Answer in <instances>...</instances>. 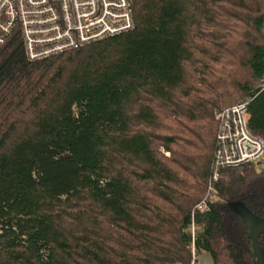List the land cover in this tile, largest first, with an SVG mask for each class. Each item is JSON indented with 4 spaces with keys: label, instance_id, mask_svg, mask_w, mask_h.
<instances>
[{
    "label": "trees",
    "instance_id": "trees-1",
    "mask_svg": "<svg viewBox=\"0 0 264 264\" xmlns=\"http://www.w3.org/2000/svg\"><path fill=\"white\" fill-rule=\"evenodd\" d=\"M131 2L129 31L36 61L18 29L1 48L0 264H257L231 206L264 218L256 162L193 210L217 110L249 99L264 140V0Z\"/></svg>",
    "mask_w": 264,
    "mask_h": 264
},
{
    "label": "built area",
    "instance_id": "built-area-1",
    "mask_svg": "<svg viewBox=\"0 0 264 264\" xmlns=\"http://www.w3.org/2000/svg\"><path fill=\"white\" fill-rule=\"evenodd\" d=\"M134 27L131 0H0V50L18 29L30 61ZM249 102L242 100L216 111L219 132L209 191L194 207L193 216L210 210V197L225 169L245 166L264 155V140L248 126Z\"/></svg>",
    "mask_w": 264,
    "mask_h": 264
},
{
    "label": "water",
    "instance_id": "water-1",
    "mask_svg": "<svg viewBox=\"0 0 264 264\" xmlns=\"http://www.w3.org/2000/svg\"><path fill=\"white\" fill-rule=\"evenodd\" d=\"M232 209L238 213L249 228V236L257 256V264H264V254L260 247V236L264 233V218L256 216L245 204L231 203Z\"/></svg>",
    "mask_w": 264,
    "mask_h": 264
},
{
    "label": "rangeland",
    "instance_id": "rangeland-1",
    "mask_svg": "<svg viewBox=\"0 0 264 264\" xmlns=\"http://www.w3.org/2000/svg\"><path fill=\"white\" fill-rule=\"evenodd\" d=\"M165 154L169 155V153L166 151H165ZM256 163H257V167L259 170L264 169V155L262 156L261 159L257 160ZM190 230H191V233L193 235L196 233V229H194V231H193V228L191 227ZM193 264H212V256L210 253H207V252H203L201 254H198L196 256V259L194 260Z\"/></svg>",
    "mask_w": 264,
    "mask_h": 264
},
{
    "label": "crops",
    "instance_id": "crops-1",
    "mask_svg": "<svg viewBox=\"0 0 264 264\" xmlns=\"http://www.w3.org/2000/svg\"><path fill=\"white\" fill-rule=\"evenodd\" d=\"M212 264H213V260H212Z\"/></svg>",
    "mask_w": 264,
    "mask_h": 264
}]
</instances>
